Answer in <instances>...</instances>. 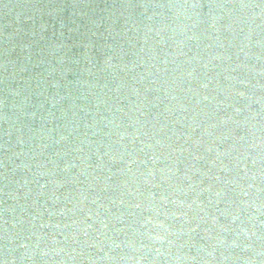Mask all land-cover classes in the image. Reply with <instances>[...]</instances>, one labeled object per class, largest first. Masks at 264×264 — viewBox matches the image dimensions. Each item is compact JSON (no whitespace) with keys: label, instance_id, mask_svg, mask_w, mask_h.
<instances>
[{"label":"water","instance_id":"obj_1","mask_svg":"<svg viewBox=\"0 0 264 264\" xmlns=\"http://www.w3.org/2000/svg\"><path fill=\"white\" fill-rule=\"evenodd\" d=\"M16 2L0 0V28ZM130 2L197 7L179 21L140 7L136 31L93 36L114 67L85 60L34 99L43 139L8 147L0 119V259L13 226L60 241L49 264H173L157 249L247 264L264 249V0Z\"/></svg>","mask_w":264,"mask_h":264},{"label":"clouds","instance_id":"obj_2","mask_svg":"<svg viewBox=\"0 0 264 264\" xmlns=\"http://www.w3.org/2000/svg\"><path fill=\"white\" fill-rule=\"evenodd\" d=\"M140 7H143L145 12L152 9L153 16L158 15L155 9L167 8L173 12V18L179 21L183 15L182 9L195 8L197 5H137L130 0L105 4L102 8L91 0H20L3 5L5 23L0 28V119L7 125L5 134L8 139L5 144L8 147L12 146L14 136L17 144H27L37 138H44L37 137L36 130L27 126L29 118L36 115L33 111L37 107L34 99L45 96L47 100V90L61 88V81L73 72L74 65H80L87 60L100 71H104L105 67H114L111 64L114 46L107 42L103 45L102 54H106L107 59L101 65L99 56L93 54L96 42L92 37L97 34L104 36L105 33L107 37L119 35L114 29L121 21L126 26L125 32L129 28L136 31L133 27L137 25L135 10ZM240 7L243 9L255 6ZM261 7L264 8V5ZM153 16L145 18L152 20ZM145 27L151 31L149 26ZM81 48L83 52L79 51ZM63 99L65 97H60V100ZM11 160L10 156L6 163ZM14 227L5 229L3 259H0V264H49L54 255L59 256L64 252L63 248L55 247L60 241H49L47 237L35 233L32 234L36 235L33 240L32 235H21ZM168 246L171 249L173 242L168 241ZM198 251L204 252L213 260L216 259L212 255L216 247H213L211 252L203 248ZM156 255H167L173 264H183L187 259H194L182 256L179 249L175 255L170 251L157 249ZM256 257L260 258L259 264H264V249L254 252L253 258L248 260L247 264H253ZM230 259V256L221 255L220 264ZM203 264L209 262L205 260Z\"/></svg>","mask_w":264,"mask_h":264}]
</instances>
